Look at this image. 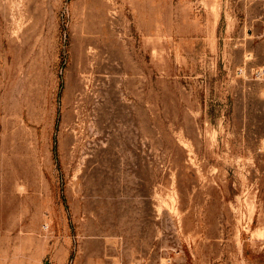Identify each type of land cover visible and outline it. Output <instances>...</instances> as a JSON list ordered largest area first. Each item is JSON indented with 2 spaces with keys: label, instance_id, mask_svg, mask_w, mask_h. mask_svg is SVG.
I'll list each match as a JSON object with an SVG mask.
<instances>
[{
  "label": "rangeland",
  "instance_id": "obj_1",
  "mask_svg": "<svg viewBox=\"0 0 264 264\" xmlns=\"http://www.w3.org/2000/svg\"><path fill=\"white\" fill-rule=\"evenodd\" d=\"M0 264H264V0H0Z\"/></svg>",
  "mask_w": 264,
  "mask_h": 264
}]
</instances>
